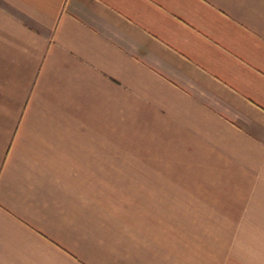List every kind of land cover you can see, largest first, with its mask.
<instances>
[{
	"label": "crops",
	"instance_id": "1",
	"mask_svg": "<svg viewBox=\"0 0 264 264\" xmlns=\"http://www.w3.org/2000/svg\"><path fill=\"white\" fill-rule=\"evenodd\" d=\"M0 264H264V0H0Z\"/></svg>",
	"mask_w": 264,
	"mask_h": 264
}]
</instances>
